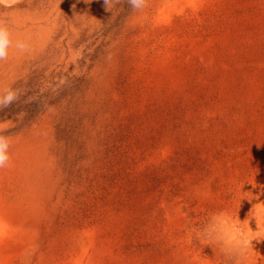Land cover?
<instances>
[{
  "label": "rangeland",
  "instance_id": "rangeland-1",
  "mask_svg": "<svg viewBox=\"0 0 264 264\" xmlns=\"http://www.w3.org/2000/svg\"><path fill=\"white\" fill-rule=\"evenodd\" d=\"M0 22L27 45L0 69V202L35 264H264V0H0Z\"/></svg>",
  "mask_w": 264,
  "mask_h": 264
},
{
  "label": "bare ground",
  "instance_id": "bare-ground-1",
  "mask_svg": "<svg viewBox=\"0 0 264 264\" xmlns=\"http://www.w3.org/2000/svg\"><path fill=\"white\" fill-rule=\"evenodd\" d=\"M4 1V0H3ZM0 26L5 27V25L3 23L0 22ZM6 28V27H5ZM7 31H9L8 28H6ZM11 34V39L13 41V45L17 42V41H21L22 38L20 39V34L16 33V32H10ZM257 34V33H256ZM44 35V34H43ZM25 38V37H24ZM23 38V39H24ZM31 40V39H30ZM22 42V41H21ZM205 47V46H204ZM198 50V49H196ZM199 51V50H198ZM18 52L19 49L15 48L14 46L11 47L9 49V55L7 57L6 60L0 62V69L3 68L10 60H14L17 58L18 56ZM200 52V51H199ZM203 53V52H202ZM201 53V54H202ZM193 55V54H192ZM189 57V56H188ZM207 57V56H206ZM200 58V56H199ZM211 60V58H210ZM12 63V62H11ZM14 64V63H13ZM6 70V69H5ZM1 71V70H0ZM4 72V71H3ZM1 76V75H0ZM6 77V76H5ZM1 80V79H0ZM3 84V83H2ZM4 88V87H3ZM1 91V90H0ZM4 92V91H3ZM38 145V144H37ZM18 160V159H17ZM39 172V171H38ZM21 173V172H20ZM27 175V174H26ZM6 176V175H5ZM15 176V175H14ZM13 176V177H14ZM18 176V175H17ZM21 177H23L21 175ZM6 178V177H5ZM25 178V175H24ZM13 181L15 178H12ZM20 179V178H19ZM29 179V178H27ZM25 180V179H24ZM23 180V182H24ZM21 182V180H20ZM22 182V183H23ZM16 184V183H15ZM18 185V184H17ZM2 186V185H1ZM14 186V185H13ZM16 186V185H15ZM23 186V185H22ZM5 188V187H4ZM7 188V187H6ZM56 189V188H55ZM2 190V189H1ZM6 190V189H5ZM53 190V189H52ZM47 192V191H46ZM14 193V191H13ZM51 193V192H50ZM49 194V193H48ZM54 194V193H53ZM20 195V194H19ZM42 196V195H41ZM44 196V195H43ZM40 197V196H39ZM3 198V197H2ZM14 198V197H13ZM13 198L11 200H13ZM42 198V197H40ZM53 198V197H52ZM26 199V198H25ZM54 199H56L54 197ZM53 200V199H52ZM54 202V201H52ZM51 202V203H52ZM54 204V203H53ZM58 206V205H57ZM19 207V206H18ZM6 208V209H5ZM56 208V207H55ZM30 213V212H28ZM27 213V214H28ZM49 213V211H48ZM46 216V215H45ZM32 218V217H31ZM34 218V217H33ZM50 218V217H48ZM46 219V218H45ZM37 220V219H36ZM34 220V221H36ZM40 221V220H39ZM20 219L18 216L14 215V213H12V211H10V209L3 203L0 202V264H35L36 263V259L38 257V253L35 250V248L33 247L34 245H30L27 242V237L25 232H23V228L20 224ZM46 222V221H45ZM28 223V222H27ZM32 225V224H31ZM29 225V226H31ZM33 226V225H32ZM51 227V226H50ZM36 228V227H35ZM51 230V228H50ZM42 230H40L41 232ZM47 231V230H46ZM45 231V233H46ZM63 231V230H62ZM39 232V233H40ZM38 233V232H37ZM64 233V232H63ZM69 233V232H68ZM71 233V232H70ZM55 235V234H54ZM66 235V234H65ZM46 236V235H45ZM47 237V236H46ZM41 239V238H40ZM39 240V239H38ZM37 240V241H38ZM34 241V240H33ZM46 242V241H45ZM98 242V241H97ZM48 244V243H47ZM46 244V245H47ZM102 244V243H101ZM44 245V244H43ZM45 246V245H44ZM42 247V246H40ZM101 247V246H100ZM99 249H102L100 248ZM44 248V247H43ZM104 249H102L103 251ZM31 252V254H29V252ZM74 252V251H73ZM84 252V251H83ZM45 253V252H44ZM89 254V253H88ZM103 254V253H102ZM22 255L24 256V258L26 257V259H21ZM104 255V254H103ZM80 256V255H79ZM95 256V255H94ZM86 257V255H85ZM103 257V256H102ZM41 258V257H40ZM38 261V264H42L44 260H47L46 258H44V260L40 259ZM104 258V257H103ZM97 259V258H95ZM100 259V258H99ZM102 259V258H101ZM24 260V261H23ZM85 260V259H84ZM81 261V260H80ZM99 261V260H98ZM97 261V262H98ZM102 261H105V259H103ZM47 262V261H46ZM90 262V260H89ZM92 262V261H91ZM96 262V263H97ZM107 262V261H106ZM105 262V264H106ZM95 263V262H94ZM45 264V261L44 263ZM47 264V263H46ZM62 264V263H61ZM74 264H80V263H75ZM82 264V263H81Z\"/></svg>",
  "mask_w": 264,
  "mask_h": 264
},
{
  "label": "clouds",
  "instance_id": "clouds-1",
  "mask_svg": "<svg viewBox=\"0 0 264 264\" xmlns=\"http://www.w3.org/2000/svg\"><path fill=\"white\" fill-rule=\"evenodd\" d=\"M127 3L133 11H141L147 7L148 0H127ZM13 46L19 49L20 52L27 50V45L21 41H17L13 45L10 32L5 27L0 26V62L7 59L9 49ZM16 98L17 94L9 90L6 95L0 96V106H7ZM9 145V138L4 134H0V168H4L9 161Z\"/></svg>",
  "mask_w": 264,
  "mask_h": 264
}]
</instances>
